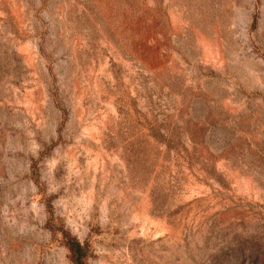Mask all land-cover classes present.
<instances>
[{
  "label": "rangeland",
  "instance_id": "rangeland-1",
  "mask_svg": "<svg viewBox=\"0 0 264 264\" xmlns=\"http://www.w3.org/2000/svg\"><path fill=\"white\" fill-rule=\"evenodd\" d=\"M264 264V0H0V264Z\"/></svg>",
  "mask_w": 264,
  "mask_h": 264
},
{
  "label": "trees",
  "instance_id": "trees-1",
  "mask_svg": "<svg viewBox=\"0 0 264 264\" xmlns=\"http://www.w3.org/2000/svg\"><path fill=\"white\" fill-rule=\"evenodd\" d=\"M65 237V245L70 252V260L72 264H84V256L86 252L85 244L68 235Z\"/></svg>",
  "mask_w": 264,
  "mask_h": 264
}]
</instances>
